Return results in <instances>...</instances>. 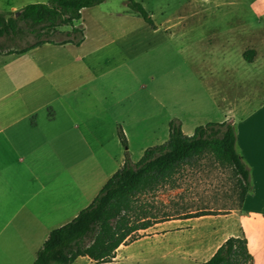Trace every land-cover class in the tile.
Returning <instances> with one entry per match:
<instances>
[{"label":"crops","instance_id":"0c3cea01","mask_svg":"<svg viewBox=\"0 0 264 264\" xmlns=\"http://www.w3.org/2000/svg\"><path fill=\"white\" fill-rule=\"evenodd\" d=\"M247 6L253 17L245 23H252L254 33L259 28L264 42V0H248ZM86 7L90 6L82 7L73 22L82 27L78 44L43 42L0 61V264H31L48 231L89 203L123 160L117 124L124 135L131 124L144 136L145 121H155L141 111L143 98L134 113L127 110V79L132 72L121 46L115 62L112 51H107L114 38L121 42L125 35L107 36L100 20L94 33L87 34L81 22ZM251 48L246 73L260 95L249 110L237 115L230 108L212 120H227L233 126L234 148L248 169L237 227L253 263L264 264V51L255 44ZM228 67L236 68L234 63ZM205 71L215 73L210 64ZM237 74L233 70V83L241 82ZM98 75L105 81L96 82ZM166 119L160 135H155V123L147 130L152 141L167 137ZM179 121L187 134L198 123ZM144 148L145 144L138 148L139 156ZM181 219L161 220L146 228H174Z\"/></svg>","mask_w":264,"mask_h":264},{"label":"rangeland","instance_id":"374dc122","mask_svg":"<svg viewBox=\"0 0 264 264\" xmlns=\"http://www.w3.org/2000/svg\"><path fill=\"white\" fill-rule=\"evenodd\" d=\"M33 1L47 0H0V12L5 16L14 15L16 13L12 12L20 5ZM135 1L147 11L154 27L130 10L127 0H102L83 9L81 16L87 34L94 33L96 21L100 20L107 36L125 35L121 42L114 38L107 51H112L111 61L115 62L121 46L128 71L134 73L127 79V110L134 113L143 98L141 111L145 116L154 117V122L145 121L144 136L136 133L130 124L125 146L132 161L138 158L142 144L146 147L159 143L152 141L147 130L155 123V135H160L168 116L167 126L171 118L201 124L208 118L218 121L212 119L221 117L230 108H235L237 115L252 108L260 94L256 96L254 79L250 80L246 73L247 59L242 53L253 44L260 52L264 51L261 30L257 28L254 33L252 23H245L251 22L253 17L248 0ZM58 28L64 32L69 27L60 25ZM63 36L59 34L56 38ZM32 39L29 33L21 38L0 36V61L9 56L10 53L5 52L7 48L21 46ZM228 63H234L236 68H229ZM209 64L213 65L215 73L205 71ZM233 70L240 73L237 75L241 82L233 83ZM95 81L105 79L98 75ZM122 104L125 107V102ZM121 147L123 150L124 146ZM240 189L238 176L231 168L216 164L207 155L185 164L175 174L173 182L141 198L151 203L150 209L156 211V215L165 211L172 214V218H182L177 220L182 224L174 228L139 230L136 239L118 246L111 262L100 264L200 262L230 232L239 233L236 214ZM199 208L213 213L181 217L182 211ZM174 213L179 217H174ZM69 264L96 263L80 255Z\"/></svg>","mask_w":264,"mask_h":264},{"label":"trees","instance_id":"16d2710c","mask_svg":"<svg viewBox=\"0 0 264 264\" xmlns=\"http://www.w3.org/2000/svg\"><path fill=\"white\" fill-rule=\"evenodd\" d=\"M102 0H47L21 5L14 15L0 12V36L21 38L26 33L33 39L25 44L7 48V53H21L43 42L78 44L83 37L82 27L74 25L80 9ZM130 10L154 27L142 5L127 0ZM68 25L64 32L58 27ZM65 36L56 38L57 35ZM249 60L253 49L243 51ZM117 137L123 145L121 164L107 177L93 198L68 221L51 228L35 250L31 264H49L52 261L69 264L78 255H85L96 264L109 262L119 244L138 237L140 229L155 222L172 218V214L151 211V203L141 198L159 186L173 182L178 170L201 156H209L216 164L228 166L238 176L241 189L239 202L248 187V169L234 148V129L227 120L206 121L194 126L189 134L180 128L177 118L168 120L167 137L146 146L132 161L126 153V138L117 124ZM181 217L210 214L204 208L182 211ZM174 217L178 213H174ZM201 264H254L247 250L242 232L229 234L201 262Z\"/></svg>","mask_w":264,"mask_h":264},{"label":"water","instance_id":"95a60500","mask_svg":"<svg viewBox=\"0 0 264 264\" xmlns=\"http://www.w3.org/2000/svg\"><path fill=\"white\" fill-rule=\"evenodd\" d=\"M15 13H18V10H16Z\"/></svg>","mask_w":264,"mask_h":264}]
</instances>
